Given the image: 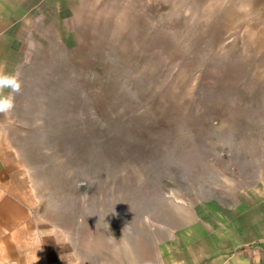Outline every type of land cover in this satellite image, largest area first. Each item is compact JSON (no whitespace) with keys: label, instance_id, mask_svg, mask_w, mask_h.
Returning <instances> with one entry per match:
<instances>
[{"label":"rangeland","instance_id":"rangeland-1","mask_svg":"<svg viewBox=\"0 0 264 264\" xmlns=\"http://www.w3.org/2000/svg\"><path fill=\"white\" fill-rule=\"evenodd\" d=\"M6 1L39 264H159L207 203L264 216V0ZM237 249L264 264V235Z\"/></svg>","mask_w":264,"mask_h":264},{"label":"crops","instance_id":"crops-1","mask_svg":"<svg viewBox=\"0 0 264 264\" xmlns=\"http://www.w3.org/2000/svg\"><path fill=\"white\" fill-rule=\"evenodd\" d=\"M3 50L0 43V53ZM4 59L0 58V63ZM5 149L0 132V264H39L36 218L35 213L33 219L29 213L37 207L30 202L31 188L27 187L30 176L22 170L10 169ZM249 210L240 201L221 208L207 203L200 212L204 217L190 219L166 240L168 248L164 255L160 254L159 264H251L243 253L237 254V248L264 235V216L257 213V220L251 222Z\"/></svg>","mask_w":264,"mask_h":264},{"label":"clouds","instance_id":"clouds-1","mask_svg":"<svg viewBox=\"0 0 264 264\" xmlns=\"http://www.w3.org/2000/svg\"><path fill=\"white\" fill-rule=\"evenodd\" d=\"M21 88L19 74L6 71V64L0 63V115L6 119L15 108V97L21 92ZM5 89L9 91L5 93Z\"/></svg>","mask_w":264,"mask_h":264}]
</instances>
